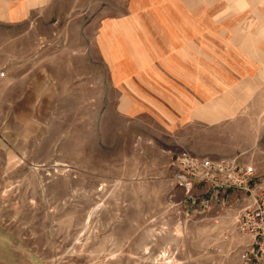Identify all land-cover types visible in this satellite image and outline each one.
<instances>
[{"label": "rangeland", "instance_id": "obj_1", "mask_svg": "<svg viewBox=\"0 0 264 264\" xmlns=\"http://www.w3.org/2000/svg\"><path fill=\"white\" fill-rule=\"evenodd\" d=\"M92 1L0 23V264H238L245 204L195 211L170 162L238 159L264 191V87L176 132L122 116L86 32L105 7Z\"/></svg>", "mask_w": 264, "mask_h": 264}, {"label": "crops", "instance_id": "obj_2", "mask_svg": "<svg viewBox=\"0 0 264 264\" xmlns=\"http://www.w3.org/2000/svg\"><path fill=\"white\" fill-rule=\"evenodd\" d=\"M54 1L0 0V23L34 22ZM97 1L86 32L120 115L176 132L264 87V0Z\"/></svg>", "mask_w": 264, "mask_h": 264}, {"label": "built area", "instance_id": "obj_3", "mask_svg": "<svg viewBox=\"0 0 264 264\" xmlns=\"http://www.w3.org/2000/svg\"><path fill=\"white\" fill-rule=\"evenodd\" d=\"M170 167L173 184L187 201L199 204L195 211L208 210L211 203L245 204L237 217L238 230L248 239L240 261L264 264V191L255 185V167L238 159H212L185 151L172 156ZM200 188L203 197L197 196Z\"/></svg>", "mask_w": 264, "mask_h": 264}]
</instances>
